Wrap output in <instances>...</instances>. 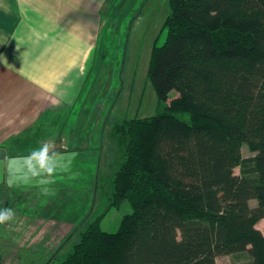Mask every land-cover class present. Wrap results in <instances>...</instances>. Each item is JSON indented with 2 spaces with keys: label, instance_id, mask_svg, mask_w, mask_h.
Returning <instances> with one entry per match:
<instances>
[{
  "label": "trees",
  "instance_id": "trees-1",
  "mask_svg": "<svg viewBox=\"0 0 264 264\" xmlns=\"http://www.w3.org/2000/svg\"><path fill=\"white\" fill-rule=\"evenodd\" d=\"M168 3L147 73L164 110L111 133L122 158L108 207L133 212L114 232L98 216L48 264H218L238 252L264 264V0Z\"/></svg>",
  "mask_w": 264,
  "mask_h": 264
},
{
  "label": "rangeland",
  "instance_id": "rangeland-1",
  "mask_svg": "<svg viewBox=\"0 0 264 264\" xmlns=\"http://www.w3.org/2000/svg\"><path fill=\"white\" fill-rule=\"evenodd\" d=\"M95 8L98 41L89 55L85 52L86 60L76 61V66L68 62V66L73 65L72 85L67 86L61 109H43L38 115L41 122L29 124L10 142L15 153L29 151L47 140L58 151L79 155L72 173L56 177L54 196H43L34 186L10 189L0 172V209L15 211L14 220L0 225V264H48L54 257L60 261L87 223L101 216V227L114 232L122 218L133 212L128 201L108 207L111 179L122 158L111 133L116 120L153 116L164 110L147 73L154 44L161 45L166 37L169 3L98 0ZM43 64L51 67L52 77L58 75L55 79L59 84L63 77L54 73L59 62ZM176 96V91L170 93V99ZM178 116L189 118L186 112ZM21 120L24 123L25 119ZM242 153L247 158L255 151L244 144ZM4 155L0 147V157ZM258 226L264 230V220ZM251 259L248 252H238L218 256L216 261L250 264Z\"/></svg>",
  "mask_w": 264,
  "mask_h": 264
},
{
  "label": "crops",
  "instance_id": "crops-1",
  "mask_svg": "<svg viewBox=\"0 0 264 264\" xmlns=\"http://www.w3.org/2000/svg\"><path fill=\"white\" fill-rule=\"evenodd\" d=\"M97 5L98 0H0V147L5 153L0 160L27 154L12 152L10 142L29 124L40 123L43 109H61L72 85L68 62L76 66L86 60L85 52L89 55L98 41ZM46 61L59 62L54 71L63 77L59 84Z\"/></svg>",
  "mask_w": 264,
  "mask_h": 264
},
{
  "label": "clouds",
  "instance_id": "clouds-1",
  "mask_svg": "<svg viewBox=\"0 0 264 264\" xmlns=\"http://www.w3.org/2000/svg\"><path fill=\"white\" fill-rule=\"evenodd\" d=\"M78 155L76 151H58L51 141L45 140L25 155L0 160V168L5 171L8 188L34 186L43 196H54L52 185L55 184L56 177L72 173V166ZM14 218V209H0V225L7 224Z\"/></svg>",
  "mask_w": 264,
  "mask_h": 264
}]
</instances>
